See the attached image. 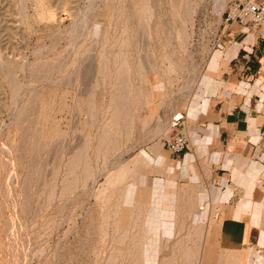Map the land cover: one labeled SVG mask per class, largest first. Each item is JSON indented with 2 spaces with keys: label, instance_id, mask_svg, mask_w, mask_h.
Returning a JSON list of instances; mask_svg holds the SVG:
<instances>
[{
  "label": "rangeland",
  "instance_id": "1",
  "mask_svg": "<svg viewBox=\"0 0 264 264\" xmlns=\"http://www.w3.org/2000/svg\"><path fill=\"white\" fill-rule=\"evenodd\" d=\"M105 1L0 0V264H264L154 182L232 0Z\"/></svg>",
  "mask_w": 264,
  "mask_h": 264
},
{
  "label": "crops",
  "instance_id": "2",
  "mask_svg": "<svg viewBox=\"0 0 264 264\" xmlns=\"http://www.w3.org/2000/svg\"><path fill=\"white\" fill-rule=\"evenodd\" d=\"M181 114L189 145L177 155L155 154L154 182L205 216L218 240L241 242L264 206V26L250 31L222 21L168 133Z\"/></svg>",
  "mask_w": 264,
  "mask_h": 264
},
{
  "label": "built area",
  "instance_id": "3",
  "mask_svg": "<svg viewBox=\"0 0 264 264\" xmlns=\"http://www.w3.org/2000/svg\"><path fill=\"white\" fill-rule=\"evenodd\" d=\"M225 25L235 23L250 31L264 26V0H232L223 13ZM179 129L173 135L163 139V145L172 154H179L189 145L183 120L176 119Z\"/></svg>",
  "mask_w": 264,
  "mask_h": 264
},
{
  "label": "bare ground",
  "instance_id": "4",
  "mask_svg": "<svg viewBox=\"0 0 264 264\" xmlns=\"http://www.w3.org/2000/svg\"><path fill=\"white\" fill-rule=\"evenodd\" d=\"M99 1H100L101 3L103 2V0H99ZM104 1H105V0H104ZM164 1H165L166 5H167V6H166V7H167V10L164 8V10H166V11L164 12V16H165L164 20H165V22L163 21L164 24H162V25H165L163 28L166 30V32H167V34H168V36H169V45H168L169 49L167 50V52H168V57L170 58V62H174V61H175V58L177 57V56H176L177 54L175 53V51L177 50L176 48H178V45L175 44V41L177 40V38H178L179 36L176 35L175 28H174V26H173L172 23H171L172 20L174 21L175 16L172 15V12H171V10H170V6H169L168 3L166 2L167 0H164ZM93 2H94V1H93ZM95 2H96V0H95ZM97 2H98V1H97ZM97 2L95 3L96 5H97ZM100 2H98V3H100ZM105 2H106V1H105ZM158 2H159V1H158ZM162 2H163V0H162ZM162 2H161V6H162V4L164 3V2H163V3H162ZM156 3H157V2H156ZM159 3H160V2H159ZM92 4H93V3H92ZM98 5H99V4H98ZM155 5H156V4H155ZM155 5H154V6H155ZM158 6H160V5H158ZM158 6H157V9L160 8V7H158ZM163 6H164V4H163ZM168 7H169V8H168ZM90 8H91V7H90ZM94 9H97V8H95V5H94V8L90 10L88 17H87V14H88V13L85 14L87 19H88V18H89V19L91 18L90 15H91L92 12L94 11ZM155 9H156V8H155ZM157 9H156V10H157ZM162 9H163V8L161 7L160 10H162ZM158 11H159V10H158ZM94 12H95V11H94ZM94 12H93V14H94ZM154 12H155V11H154ZM159 12H160V11H159ZM159 12H158V13H159ZM162 12H163V11H162ZM158 13H157V15H158ZM154 14H155V13H154ZM159 14H160V13H159ZM161 14H162V15H161ZM161 14H160V15H161V17H162V16H163V13H161ZM153 17H154V16H153ZM159 18H160V16L158 17V20H159ZM82 19H85V17L82 18ZM89 19H88V20H89ZM161 19L163 20V18H161ZM88 20H87L86 23L82 22V23H83V24H81L82 27L80 26V29H81V30H82L83 27H84L83 30L86 29V26H87V23H88V22H89V24H90V21H88ZM81 21H82V20H81ZM84 21H86V19H85ZM160 22H161V21H160ZM80 29H79V30H80ZM87 29H88V31H89L90 28L88 27ZM83 30H82V31H83ZM167 30H168V31H167ZM82 31H81V32H82ZM88 31H87V32H88ZM81 32H79L78 34H80ZM87 32H86V30H85L83 33L86 34ZM76 33H77V32H76ZM83 33H82V34H83ZM80 35H81V34H80ZM80 35H79V36H80ZM76 36H77V34H76ZM81 36H82V35H81ZM81 36H80V37H81ZM77 37H78V36H77ZM80 37H79V38H80ZM77 39H78V38H77ZM175 46H176V48H175ZM175 49H176V50H175ZM178 50H179V49H178ZM178 50H177V53L179 52ZM178 56H179V55H178ZM172 60H173V61H172ZM181 62H182V61H181V59H180L179 63H181ZM176 63H177V62H176ZM176 63H175V64H176ZM171 64H172V63H171ZM172 65H173V64H172ZM177 65H178V64H177ZM177 65H176V66H177ZM180 65H181V64H180ZM182 65H183V64H182ZM140 96H141V95H138V101H139V103L141 102V99H142V96H141V98H140ZM173 107L175 108L174 105H173ZM171 111H172V109H171ZM166 112H167V111H166ZM172 112L174 113V112H175V109H173ZM172 112H170L169 114H171ZM165 115H166V114H165ZM165 115H164V116H165ZM166 116H167V118H168L169 115H166ZM166 116H165V117H166ZM160 117H161V113H160ZM161 119H162V120H161ZM160 120L163 121V117L160 118ZM167 121H168V119H167ZM164 122H165V118H164ZM154 131H155V130H153V132H154Z\"/></svg>",
  "mask_w": 264,
  "mask_h": 264
}]
</instances>
